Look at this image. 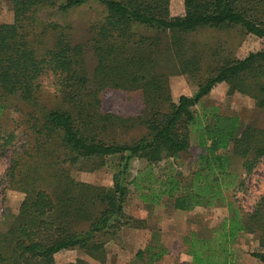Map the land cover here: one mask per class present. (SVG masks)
I'll list each match as a JSON object with an SVG mask.
<instances>
[{"label":"trees","instance_id":"obj_1","mask_svg":"<svg viewBox=\"0 0 264 264\" xmlns=\"http://www.w3.org/2000/svg\"><path fill=\"white\" fill-rule=\"evenodd\" d=\"M90 2L100 10L93 8L86 43L72 41L70 23L43 18L47 8L65 14ZM9 4L13 19L0 22V160L9 153L5 185L24 196L17 212L4 217L0 264H55V254L66 249L104 262L108 237L124 226L145 227L144 220L124 212L133 192L149 205L166 202L180 211L226 205L229 214L211 235L187 237L191 264H233L232 245L240 233L255 235L258 246L251 256L264 263V194L250 212L224 196L233 186L231 156L242 159L246 174L264 158V126L243 127L238 116L216 108L193 109L221 82L227 94H246L264 109V47L203 64L205 46L188 39L200 28H238L264 37V0H182L179 15L170 13V0ZM174 73L194 78L196 85L176 101L169 84ZM46 76L53 92L42 89ZM105 90H139L143 110L126 118L104 112ZM120 125L143 132L117 138L112 132ZM192 135L200 152L185 175L174 166L183 164ZM133 158L144 166L128 177ZM165 160L172 166L155 174L153 166ZM107 161L113 169L110 186L71 174ZM165 253L154 240L136 252V264H153Z\"/></svg>","mask_w":264,"mask_h":264},{"label":"rangeland","instance_id":"obj_2","mask_svg":"<svg viewBox=\"0 0 264 264\" xmlns=\"http://www.w3.org/2000/svg\"><path fill=\"white\" fill-rule=\"evenodd\" d=\"M100 10L96 3L90 2L68 13L61 14L55 8H47L44 19L67 22L72 25L71 37L73 42H84L88 39L87 26L93 18L96 10ZM170 13L179 15L183 13L182 0H170ZM13 19L9 0H0V22H11ZM189 40H197L204 45L200 61L206 64L210 61H220L222 58H242L249 52L257 51L264 47V37H256L247 34L238 28L209 29L200 28L195 34L188 36ZM86 63L89 71L93 67V60L89 45L85 49ZM194 78L185 74L174 73L169 76L171 96L174 101L184 95H191L196 85ZM51 77H42L40 82L45 92H53ZM216 108L220 113L238 116L240 123L244 126H264V109L257 107L253 98L234 92L227 94V85L224 82L216 84L211 91L205 95L199 104L193 107L195 111H208ZM102 110L104 112L130 117L139 114L143 110L141 92H125L123 90H105L102 94ZM143 130L137 125L131 128L117 126L112 132L117 138L129 140L142 134ZM200 148L195 137L192 135L190 147L182 155L183 164L174 166L183 174L190 172ZM9 162V153L0 160V230L5 228V215H13L24 194L5 184V173ZM228 169L231 173L233 186L224 191L228 201H233L234 206L243 212H250L254 203L264 194V158L246 174L242 167V159L230 157ZM116 166V164H114ZM144 166V162L133 158L130 161L128 177ZM172 165L165 160L154 165V173H164ZM72 176L79 181L110 186L112 183V163L93 171L72 170ZM243 182V183H242ZM124 212L132 218L144 220L145 227L124 226L118 233L108 237L105 243V261L90 257L76 250L66 249L55 254V264H136L135 254L138 250H144L151 246L154 240H158L166 248V253L153 264H191L188 254L189 245L186 242L190 234L198 236L211 235L212 230L217 228L229 214L224 204L211 206H197L190 211L174 209L170 203L152 204L143 202L138 193H131L124 205ZM11 217V216H10ZM11 219V218H10ZM154 232L155 238H154ZM258 242L252 233H240L232 245L233 264H264L257 258L251 256V252L257 249Z\"/></svg>","mask_w":264,"mask_h":264},{"label":"crops","instance_id":"obj_3","mask_svg":"<svg viewBox=\"0 0 264 264\" xmlns=\"http://www.w3.org/2000/svg\"><path fill=\"white\" fill-rule=\"evenodd\" d=\"M233 255V254H232ZM233 258H234V255H233Z\"/></svg>","mask_w":264,"mask_h":264}]
</instances>
